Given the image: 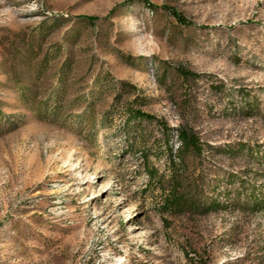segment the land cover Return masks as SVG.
<instances>
[{
	"label": "rangeland",
	"instance_id": "rangeland-1",
	"mask_svg": "<svg viewBox=\"0 0 264 264\" xmlns=\"http://www.w3.org/2000/svg\"><path fill=\"white\" fill-rule=\"evenodd\" d=\"M146 1L0 0V264H264L262 214L160 215L166 140L129 118L264 143V0Z\"/></svg>",
	"mask_w": 264,
	"mask_h": 264
},
{
	"label": "trees",
	"instance_id": "trees-1",
	"mask_svg": "<svg viewBox=\"0 0 264 264\" xmlns=\"http://www.w3.org/2000/svg\"><path fill=\"white\" fill-rule=\"evenodd\" d=\"M140 1L147 3L146 0ZM148 6L152 7L150 4ZM172 14L178 22L187 24L184 17L174 12ZM85 20L94 22L91 19ZM179 72L187 78L199 77L183 69H179ZM249 96L248 93H242L240 105L232 108L235 114L247 117L261 114L260 106ZM129 118L141 122L156 121L166 140L169 173L160 174L159 170L151 169L149 157L146 156L144 159L148 165L150 183L159 185L162 191L160 215L164 217L187 214L208 215L210 212L222 210L264 215V143H234L216 147L186 128L179 127L175 130L178 145L174 151L169 140L174 130L166 122L133 108L129 109ZM189 157H193L201 164L207 161L213 162V157L225 158L230 162L242 160L247 167L241 173L218 169L207 176L205 173L194 175L188 161ZM204 180L206 185H201ZM195 187L201 194L198 198L193 197Z\"/></svg>",
	"mask_w": 264,
	"mask_h": 264
}]
</instances>
